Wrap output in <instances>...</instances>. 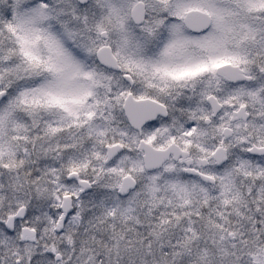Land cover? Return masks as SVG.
<instances>
[{
	"label": "snow or ice",
	"instance_id": "snow-or-ice-1",
	"mask_svg": "<svg viewBox=\"0 0 264 264\" xmlns=\"http://www.w3.org/2000/svg\"><path fill=\"white\" fill-rule=\"evenodd\" d=\"M0 264H264V0H0Z\"/></svg>",
	"mask_w": 264,
	"mask_h": 264
}]
</instances>
